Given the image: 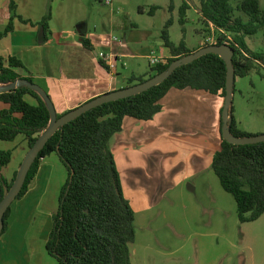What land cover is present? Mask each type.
I'll return each instance as SVG.
<instances>
[{"label": "trees", "instance_id": "trees-1", "mask_svg": "<svg viewBox=\"0 0 264 264\" xmlns=\"http://www.w3.org/2000/svg\"><path fill=\"white\" fill-rule=\"evenodd\" d=\"M200 4L203 23L214 28L216 38L212 44L227 43L236 50L233 60L236 77H245L253 69L264 66V53L254 52L247 41L249 36L259 32L264 35L261 0H241L237 5L233 0H200ZM188 8L184 3L183 17ZM10 10V21L0 32V40L14 30L16 18L39 26L40 44L49 40L51 9L38 23L20 16L14 1ZM181 21L184 23L185 20ZM172 24L173 21L168 20L162 30V39L171 53L168 63L153 67L149 77L132 75L128 80L129 86L146 81L168 69L178 58L210 45L206 43L192 50L184 40L175 43L170 36ZM83 44L94 49L87 38L83 39ZM100 61L112 70L107 61ZM21 70L29 72L19 58L11 56L5 59L0 55V84H9L21 78L34 82L30 75L23 76ZM227 72V63L221 56L215 53L203 55L177 68L157 86L89 110L62 126L50 138L32 164L17 199L29 190L42 159L57 154L67 170V178L60 193L58 209L53 215L47 250L59 264H132L131 244L137 236L136 212L125 196L111 139L123 130L126 117L153 120L163 108L161 100L172 88H191L225 98ZM27 94L35 97L37 104L28 101ZM1 102L8 107L0 109V140L14 141L19 135H24L29 147H32L51 121L50 110L42 96L27 86H21L0 93ZM230 125L236 136L254 135L238 128L234 106ZM222 126L221 119L222 143L213 157L212 167L223 188L235 197L239 221L252 222L264 214V141L230 143L223 138ZM12 157V150H0V203L6 188H11L17 176L16 173L9 182L2 174V169L11 163ZM10 214L11 206L5 214L0 235L7 231Z\"/></svg>", "mask_w": 264, "mask_h": 264}, {"label": "rangeland", "instance_id": "rangeland-1", "mask_svg": "<svg viewBox=\"0 0 264 264\" xmlns=\"http://www.w3.org/2000/svg\"><path fill=\"white\" fill-rule=\"evenodd\" d=\"M87 1L94 4L89 32L100 44L103 38L106 45L110 38L122 40L130 23L154 33L170 19L176 21L174 39L182 38L191 48L202 41L210 43L208 38L213 43L216 38L214 30L200 21V0H113L112 5L105 0ZM184 3L189 6L185 17ZM261 7L264 9V0ZM247 41L254 52L264 53L262 32ZM106 47L100 50L110 51ZM126 61V70L118 64L124 71L122 80L131 74V62ZM138 63L140 70L148 68L147 60ZM207 95L214 99L213 94ZM166 106L173 109V119L172 115L167 120L168 111L156 122L126 117L123 130L111 139L125 196L136 212L132 264H264V214L255 221L240 222L235 197L223 188L212 167L215 150L220 148L213 129V104L207 105L204 113L199 111L201 101L188 99ZM233 106L234 116L244 127L257 130L254 135L264 134V66L236 77ZM201 114L206 124L198 134L193 123ZM5 143L12 147L16 163L19 142ZM66 178V170L62 176L56 174L32 213V221L26 217L42 240L44 233L49 235L52 230Z\"/></svg>", "mask_w": 264, "mask_h": 264}, {"label": "crops", "instance_id": "crops-1", "mask_svg": "<svg viewBox=\"0 0 264 264\" xmlns=\"http://www.w3.org/2000/svg\"><path fill=\"white\" fill-rule=\"evenodd\" d=\"M12 1L17 6V13L33 23L41 21L50 9L52 11L51 35L47 42L39 43L38 25L16 18L14 30L0 40V55L5 59L11 56L19 58L29 70V72L21 70V74L30 75L34 82L49 94L59 114L75 109L104 93L129 86L128 80L132 75L149 77L153 69L149 61L152 51H156L159 56L167 59L171 57L170 50L162 39L163 28L153 33V31H147L148 29H141L137 24L130 23L131 28L125 32L122 40L110 38L109 45H106V38H103V42L98 43L89 32L92 20L90 10L94 4L91 2L90 5L87 0H0V32L5 30L10 21ZM200 21L203 23L202 19ZM175 24L174 20L170 28V36L172 41L178 44L183 39H174ZM210 27L214 30L212 25ZM84 38L92 42L94 49L85 47ZM204 42L202 41L197 48L203 46ZM106 46L110 51L100 50V47L107 48ZM187 47L192 50L197 49ZM99 53L111 56L117 64L116 69L109 70L103 66L98 56ZM127 59L131 62V68H129L131 74H125L122 80L124 71L118 69V64L123 69H128ZM140 59L148 61V68L140 70L141 66L138 63ZM201 92L205 91L172 88L161 100L163 105L161 112L150 121L156 122V118L165 114L166 111L169 112L167 120H171L174 113L170 111L173 109H167L166 103L171 107L178 101L188 99L201 101L202 106L199 109L201 113H204L207 105L211 103L215 116V121H213L215 139L221 148L220 126L225 99L220 95H212L214 99H211L207 92ZM26 99L33 104L38 102L30 94L26 95ZM6 107L8 104L0 103V109ZM205 121L204 114L199 115L193 123L194 131L198 134L202 133ZM236 121L240 130L247 133H258L257 130L244 127L239 119L236 118ZM179 133L182 134V131L179 130ZM168 134L174 136L176 132L169 131ZM14 141L19 142L15 146L18 149L17 162L11 161L7 167L2 169V174L9 182L15 178L30 149L24 135H19ZM5 142L12 141L0 140V150H12V147ZM220 148L216 149L215 153ZM64 170L66 168L57 154L46 156L42 159L39 171L27 193L13 201L7 231L0 235V264H59L47 250L49 235L44 233V240H42L41 234L33 231V225L27 223L26 217L32 218V213L38 208L47 187L52 183L55 175L59 173L62 176Z\"/></svg>", "mask_w": 264, "mask_h": 264}, {"label": "water", "instance_id": "water-1", "mask_svg": "<svg viewBox=\"0 0 264 264\" xmlns=\"http://www.w3.org/2000/svg\"><path fill=\"white\" fill-rule=\"evenodd\" d=\"M209 53H215L221 56L226 61L228 66L225 105L222 111L223 138L233 144H254L263 142L264 134L239 137L234 135L231 130L230 123L232 120L233 96L235 92L236 83V71L233 60L236 50L232 45L227 43L222 45L210 44L208 46H204L195 52H192L184 57L178 58L177 60L172 62L168 69L150 77L144 82L104 93L103 95H100L80 105L79 107L68 111L62 116L58 115L57 109L51 97L39 84L23 78L11 82L9 84H0V93L11 91L21 86H27L37 91L46 102L51 113V121L49 127L39 137L36 143L32 147H30L29 152L27 153L24 161L21 164V167L17 173L13 185L11 186V188H6L5 190V196L0 203V231L3 228L5 214L9 207L12 205L13 201L17 199V197L21 193L28 177L29 171L32 167V164L39 156L40 152L44 149L50 138L58 131V129H60L67 123L73 121L74 119L78 118L79 116L83 115L84 113L88 112L89 110L96 108L102 104L140 94L154 86L163 83L180 66L191 63L196 59L200 58L201 56Z\"/></svg>", "mask_w": 264, "mask_h": 264}, {"label": "built area", "instance_id": "built-area-1", "mask_svg": "<svg viewBox=\"0 0 264 264\" xmlns=\"http://www.w3.org/2000/svg\"><path fill=\"white\" fill-rule=\"evenodd\" d=\"M105 3L108 4V5H112L113 4V0H105ZM211 39L212 38H208L207 39V42H210L209 44L212 43ZM98 56H99L100 59H103V60L107 61L112 70L116 69V65L117 64L114 61V59L111 58V56L106 55L105 53H99ZM109 61H110V63H109ZM149 61H150V64H151L152 67H155V66H157L159 64H167L168 63V59L165 58V57L159 56L156 53V51H152L151 52L150 57H149Z\"/></svg>", "mask_w": 264, "mask_h": 264}]
</instances>
